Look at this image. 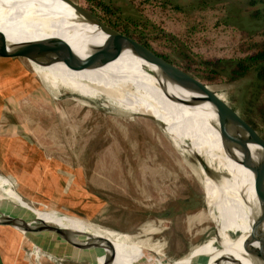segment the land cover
Segmentation results:
<instances>
[{"label":"rangeland","instance_id":"374dc122","mask_svg":"<svg viewBox=\"0 0 264 264\" xmlns=\"http://www.w3.org/2000/svg\"><path fill=\"white\" fill-rule=\"evenodd\" d=\"M72 1L204 80L264 133V119L250 105L257 100L256 79L231 81L224 71L213 77L202 65L246 56L264 40L260 16L240 15L229 0L184 9L164 5L165 0ZM94 101L68 91L51 95L21 55L0 59V119L5 123L0 135L6 134L0 136V199L28 201L42 210L67 209L86 223L159 247L161 264H177L217 233L198 161L154 120L127 117L122 105L117 113L100 108L105 99ZM165 210L171 215L158 217ZM96 236L114 249L108 238ZM12 247L17 246L0 242L1 250ZM208 256L200 249L185 264L195 258V264L208 263L201 259ZM6 257L8 263L27 264L22 254Z\"/></svg>","mask_w":264,"mask_h":264},{"label":"bare ground","instance_id":"6f19581e","mask_svg":"<svg viewBox=\"0 0 264 264\" xmlns=\"http://www.w3.org/2000/svg\"><path fill=\"white\" fill-rule=\"evenodd\" d=\"M79 18L60 0H0V58L21 55L51 95L71 91L95 103L105 99L100 108L109 106L118 113L122 105L127 117L138 115L157 122L175 144L198 156L205 165L203 168L198 162L197 174L202 175L209 217L217 223L216 237L194 247L177 264H185L200 249L205 255L218 254L213 264H231L225 257L240 264H254L243 244L252 230L264 238V202L255 191L253 174L240 162L241 154L233 150L231 157L223 148L212 104L202 94L164 78L155 65L130 49H123L95 69L73 66V59L86 57L107 39L98 25ZM93 103L85 107H93ZM259 156L253 154L255 159ZM42 220L68 230L76 243L84 238L79 234L84 233L96 239V235L108 238L120 264H161L159 247L130 241L124 235L54 210H39L26 201L0 199L1 225L39 236L53 234L39 229L37 221ZM229 232L238 235L233 238ZM104 241L113 249L109 241ZM104 241L99 242L102 249L94 252L99 264L104 263ZM258 244L257 239L253 241L254 246Z\"/></svg>","mask_w":264,"mask_h":264},{"label":"water","instance_id":"95a60500","mask_svg":"<svg viewBox=\"0 0 264 264\" xmlns=\"http://www.w3.org/2000/svg\"><path fill=\"white\" fill-rule=\"evenodd\" d=\"M60 1L72 8L74 12L80 16V20L98 25L107 35V39L102 46L95 48L93 52L86 57H77L73 59L71 62L73 66L84 69H95L108 63L123 49H130L143 60L155 65L159 73L170 82L202 94L212 104L218 116L220 140L223 148L231 155V157H233V150L241 154L240 162L253 174L255 191L259 199L264 202V133L262 134L258 130V125H260L258 122L256 124L251 120V117L241 115L222 93L213 90L204 80L190 73L187 69L172 63L165 56L157 53L145 43L108 26L98 15L89 12L77 2L72 0ZM68 92L76 94V92ZM11 94L13 93H5L7 96H10ZM78 96L89 99L80 95ZM3 115L5 116L6 114L3 113ZM3 119L4 118L2 117L0 119L1 130L3 129V126H5ZM5 135L6 134H1L0 136ZM253 154H260V156L255 159L253 158ZM192 155L196 158L199 164L205 168V165L201 164L200 158L195 154ZM26 203L34 207L31 202L26 201ZM50 210L57 211L56 209ZM57 212L85 221L82 217L74 215L67 209L62 210V212ZM169 215H171V212L168 210L163 214H158V217L166 218L169 217ZM37 222L38 227L42 232H50L61 238L64 243L59 242L60 245L66 246L68 250L76 255L74 257L75 264H97L93 253L95 250L102 249L99 244L101 241L100 238L96 239L90 234L85 233L79 234V236H84V238L80 240L79 243H76L72 241L71 233L68 230L53 224H46L43 220ZM262 235L263 234L259 231L252 230L243 244V249L245 250L246 255L254 264H264V238ZM16 236H18L19 240H24V242L28 244V259L30 258L31 261L36 260L37 262H35V264H71L67 262L66 258L61 256V254L47 247L40 250L39 248L37 249L38 246L36 244H38V242L29 235L23 232H17ZM4 237L5 239H9L6 235H4ZM256 239L259 242L258 246L253 245V241ZM10 240L15 241V238ZM105 245L106 251L104 252L103 264H112L115 258V252L108 243H105ZM163 254L171 259H179V257H170L165 251H163ZM228 260L235 264H240L234 259L229 258Z\"/></svg>","mask_w":264,"mask_h":264},{"label":"trees","instance_id":"16d2710c","mask_svg":"<svg viewBox=\"0 0 264 264\" xmlns=\"http://www.w3.org/2000/svg\"><path fill=\"white\" fill-rule=\"evenodd\" d=\"M164 5L174 6L177 9L190 8L192 6L205 7L210 6L216 1L221 0H165ZM230 3L239 7V14L246 17H261L262 23H264V0H229ZM175 4H173V3ZM193 9V8H192ZM264 27V26H263ZM251 39V38H250ZM203 66L209 69V75H219L221 71H224L227 75V79L234 81L246 76H253L256 79L257 86V100L251 102V106L254 107L256 113L264 119V40L259 44H254L252 50L242 57L235 59H218L215 61H203ZM18 232V231H17ZM50 234L49 236H52ZM51 239V246L53 250L59 254H66V259L74 260V253L70 250L64 249L60 243H54ZM97 264H99L95 257Z\"/></svg>","mask_w":264,"mask_h":264},{"label":"crops","instance_id":"0c3cea01","mask_svg":"<svg viewBox=\"0 0 264 264\" xmlns=\"http://www.w3.org/2000/svg\"><path fill=\"white\" fill-rule=\"evenodd\" d=\"M0 59H17V57H8V58H0ZM0 175H1V173H0ZM2 176H4V175H2ZM13 188H14L15 191H17L15 189V187H13ZM19 219L22 220L21 218H19ZM26 222H29V221H26ZM12 229H14V228H12ZM17 231H18L17 229L9 230L8 228L0 226V242L5 243V244H9V245L17 246V247L8 248L5 251L0 249V264H16V262L15 263L14 262H9L8 263V260H7V257H6L7 255H13L15 253H18V255L22 254L23 256H25V260H27V264H33V261H31L30 258L28 259V254H27V251L25 250V249L28 250V244L26 242H24V240L21 241V240L18 239V236H16ZM18 232H21V231H18ZM25 234H27L30 237L34 238L38 242V244L41 245L40 248L47 247V248L53 250V246H51V244H50L51 238L54 240L53 244L54 243H57V244L59 243V240H57L54 235L53 236H49L50 234H45L43 236H39V235L31 234V233H25ZM4 235H6L9 239H5ZM12 238H15V241H11L10 239H12ZM217 255L218 254L215 253L213 255H209L207 258H203V259L201 258L204 261L209 259L208 263H204L203 262L202 264H213L212 260H214ZM61 256H63L64 258H67L66 254L64 255V254L61 253ZM114 264H120V263H118V260L116 259V256H115Z\"/></svg>","mask_w":264,"mask_h":264}]
</instances>
